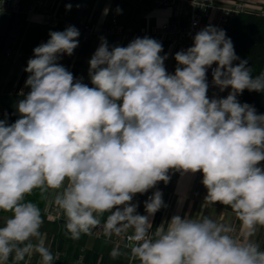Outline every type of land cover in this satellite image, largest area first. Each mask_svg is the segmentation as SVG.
<instances>
[{
  "label": "clouds",
  "instance_id": "1",
  "mask_svg": "<svg viewBox=\"0 0 264 264\" xmlns=\"http://www.w3.org/2000/svg\"><path fill=\"white\" fill-rule=\"evenodd\" d=\"M79 36L75 26L50 31L33 49L19 118L0 120V211L12 213L0 226V264L13 253L16 261L36 253L40 264L54 262L41 210L26 200L36 189H62L55 204L74 240L97 226L107 237L132 229L131 257L140 264H264V250L250 239L264 226V114L237 99L245 89L264 92V73L253 77L226 32L209 25L175 53L174 73L156 39L110 48L101 37L89 60V87L59 63ZM213 64V84L231 89L226 98L207 95ZM170 170L201 172L205 200L235 212L243 239L207 216L174 215L152 232L150 217L165 206L161 191L144 202L147 215L138 214L133 197L167 184Z\"/></svg>",
  "mask_w": 264,
  "mask_h": 264
},
{
  "label": "crops",
  "instance_id": "2",
  "mask_svg": "<svg viewBox=\"0 0 264 264\" xmlns=\"http://www.w3.org/2000/svg\"><path fill=\"white\" fill-rule=\"evenodd\" d=\"M6 1L16 7L12 12L0 11V120H6L9 124L19 118L17 104L28 93L24 91L29 75L24 71L27 61L33 57L35 47L47 42L50 31H64L67 23L89 24L93 28L89 37H78L79 45L71 56L65 54L59 60L75 78L90 79L89 60L99 47L101 37L107 40L110 48L117 45L127 46L137 37L156 39L163 46L160 55L167 54L164 64L166 70L171 73L175 69L174 56L180 51V44L155 38L153 30L164 23L185 26L189 21L190 11L188 6L180 2L171 4L169 0H45L46 5L55 9L60 16L56 24H51L36 6V0ZM237 3H243L249 11H264V0H217L216 6L203 19L205 26L215 27L222 16V9L233 7ZM68 4H71V9L66 8ZM106 8L108 13L105 15ZM117 8L122 12L118 13ZM113 18L117 19L121 27L119 34L107 32ZM170 174L171 181L168 184L163 187L155 186L148 192L138 193L133 197L132 203L138 205V214L147 215L144 202L155 191H161L165 206L150 217L152 232L161 224L166 227L174 215L192 219L207 216L217 223L232 227L234 231L231 234L238 240L243 239L242 225L235 212L221 206L219 202L211 203L205 200L207 189L201 182V172L170 170ZM57 191L62 189H49L47 192L40 229L45 246L55 257L53 264H140L131 257L129 246L116 243V235L96 237L82 234L78 240L72 239L65 228L66 222L52 221L48 217L49 210L56 205ZM108 215L109 213H104L99 217L101 224L106 221ZM9 217L0 213V226H3ZM127 233H133L132 229ZM250 239L264 250V226L258 225ZM114 248H118L121 253L116 258L110 255ZM79 258L82 260L77 263ZM3 264H40V256L33 253L26 255L23 260L16 261L13 253Z\"/></svg>",
  "mask_w": 264,
  "mask_h": 264
},
{
  "label": "built area",
  "instance_id": "3",
  "mask_svg": "<svg viewBox=\"0 0 264 264\" xmlns=\"http://www.w3.org/2000/svg\"><path fill=\"white\" fill-rule=\"evenodd\" d=\"M217 0H169V3L174 4L175 2H180L183 5H186L190 8L189 11V21L185 26H181L176 23H164L154 28L153 35L157 39H166L169 41H173L180 44V51L186 50L187 48L193 46V37L197 32L204 29L206 26L203 22L204 17H207L211 10L216 6ZM36 6L41 9L43 15H45L51 24H56L60 19L58 12L48 7L45 3V0H36ZM15 5L6 0H0V11H8L12 12L15 9ZM245 7L243 3H237L233 7L223 8L222 16L220 20L216 23L215 27L219 29H224V23L227 20L228 15L232 12H240L245 11ZM264 15V11L260 12ZM69 26H75L79 32V37H89L93 28L89 24H74L67 23L64 27V30ZM107 32L111 34H119L121 32V27L118 24L117 19L113 18L111 24L107 28ZM216 64H213L207 71V83L209 85L207 95L209 98H226L231 89H225L223 92L220 91L218 87H216L212 82V70L216 67ZM177 67V62L175 61V69ZM175 69L171 72L174 73ZM83 83L87 84L91 87L90 79H84ZM25 92H29L30 88L26 87ZM260 167L264 168V163L261 162ZM170 181L171 174L169 171ZM169 181V182H170ZM168 182V183H169ZM167 183V184H168ZM166 185L163 181L158 182L156 187H163ZM48 217L52 221L56 222H66V217L57 205H54L48 212ZM102 225V224H101ZM96 237H105L103 229L101 226H97L92 229L89 233ZM133 233H126L121 236H116L115 241L118 244L127 245L130 247L131 242L127 239V236L132 235ZM82 258L77 259V263L81 262Z\"/></svg>",
  "mask_w": 264,
  "mask_h": 264
},
{
  "label": "trees",
  "instance_id": "4",
  "mask_svg": "<svg viewBox=\"0 0 264 264\" xmlns=\"http://www.w3.org/2000/svg\"><path fill=\"white\" fill-rule=\"evenodd\" d=\"M226 36L231 39L235 53L240 60H247V66L251 68L253 77L264 73V15L255 11L232 12L228 15L224 23ZM240 61H234V65ZM240 103H247L256 109L258 114H264V92L249 91L245 89L237 97ZM47 192L40 189L34 190L26 196L27 201H31L43 212ZM220 204V203H219ZM221 206L231 209L229 206ZM3 215L11 216V212L0 211ZM264 249V242L262 245Z\"/></svg>",
  "mask_w": 264,
  "mask_h": 264
}]
</instances>
